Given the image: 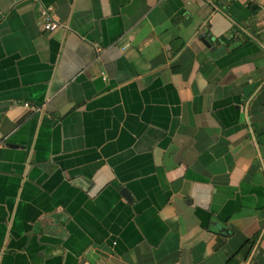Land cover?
<instances>
[{
	"label": "crops",
	"instance_id": "obj_1",
	"mask_svg": "<svg viewBox=\"0 0 264 264\" xmlns=\"http://www.w3.org/2000/svg\"><path fill=\"white\" fill-rule=\"evenodd\" d=\"M0 264H264V0H0Z\"/></svg>",
	"mask_w": 264,
	"mask_h": 264
},
{
	"label": "built area",
	"instance_id": "obj_2",
	"mask_svg": "<svg viewBox=\"0 0 264 264\" xmlns=\"http://www.w3.org/2000/svg\"><path fill=\"white\" fill-rule=\"evenodd\" d=\"M38 15L40 19V26L43 30L54 31L60 26L59 22L53 17L49 6L41 7Z\"/></svg>",
	"mask_w": 264,
	"mask_h": 264
}]
</instances>
